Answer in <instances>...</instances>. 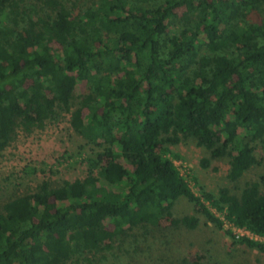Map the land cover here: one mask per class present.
Returning <instances> with one entry per match:
<instances>
[{
    "label": "trees",
    "instance_id": "obj_1",
    "mask_svg": "<svg viewBox=\"0 0 264 264\" xmlns=\"http://www.w3.org/2000/svg\"><path fill=\"white\" fill-rule=\"evenodd\" d=\"M74 1L0 0V152L59 110L92 151L85 178L45 179L4 203L0 264H110L117 248L134 258L166 220L264 253V170L238 192L194 177L197 194L169 156L194 139L203 167L228 158L233 182L262 163L264 0Z\"/></svg>",
    "mask_w": 264,
    "mask_h": 264
},
{
    "label": "rangeland",
    "instance_id": "obj_2",
    "mask_svg": "<svg viewBox=\"0 0 264 264\" xmlns=\"http://www.w3.org/2000/svg\"><path fill=\"white\" fill-rule=\"evenodd\" d=\"M74 2L81 5L91 3L90 0ZM84 92L85 83L81 82L76 91L75 104H78ZM70 118L71 113L59 110L58 117L49 120L44 128L35 129L29 134L19 130L16 139L0 152V208L13 197L36 191L45 179L57 186L65 180L87 176L85 159L91 155V146L86 145L82 136L74 131ZM170 147L169 156L197 194L200 193L194 177L207 190L216 192L226 186L238 192L246 182L257 180L264 170V142L260 143L257 151L262 163L249 169L237 182L228 178V158L214 161L208 168L203 167L201 159L206 153L194 139ZM178 207L188 213L193 212L185 201H181ZM147 245L139 252L140 256L134 258L123 257L124 252H119L118 248L115 255L106 252L107 262L176 264L185 257L192 259L197 255H207L212 264H264V253L234 243V238L225 230H218L211 224H203L196 230L176 229L170 227L166 220Z\"/></svg>",
    "mask_w": 264,
    "mask_h": 264
},
{
    "label": "built area",
    "instance_id": "obj_3",
    "mask_svg": "<svg viewBox=\"0 0 264 264\" xmlns=\"http://www.w3.org/2000/svg\"><path fill=\"white\" fill-rule=\"evenodd\" d=\"M222 219H225L224 214L214 210ZM226 221V220H225ZM226 225L233 231V234L235 235L236 238H240L242 236H246L252 239H256V240H261L263 239L262 237H260L259 235L254 234L253 232H251L249 229H247L246 227H237L229 222H226Z\"/></svg>",
    "mask_w": 264,
    "mask_h": 264
}]
</instances>
